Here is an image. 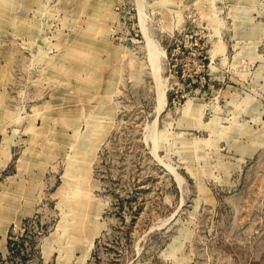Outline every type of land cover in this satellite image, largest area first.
<instances>
[{"label": "rangeland", "instance_id": "obj_1", "mask_svg": "<svg viewBox=\"0 0 264 264\" xmlns=\"http://www.w3.org/2000/svg\"><path fill=\"white\" fill-rule=\"evenodd\" d=\"M0 202V264H264V0H0Z\"/></svg>", "mask_w": 264, "mask_h": 264}, {"label": "bare ground", "instance_id": "obj_2", "mask_svg": "<svg viewBox=\"0 0 264 264\" xmlns=\"http://www.w3.org/2000/svg\"><path fill=\"white\" fill-rule=\"evenodd\" d=\"M154 60V59H153ZM156 60V59H155ZM161 97H162V101L165 102V96H164V92H161ZM0 208H1V202H0Z\"/></svg>", "mask_w": 264, "mask_h": 264}]
</instances>
